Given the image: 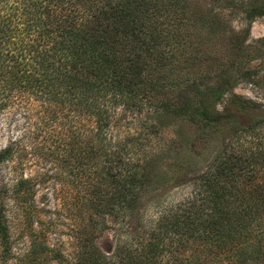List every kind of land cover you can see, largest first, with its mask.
<instances>
[{"label":"trees","instance_id":"trees-1","mask_svg":"<svg viewBox=\"0 0 264 264\" xmlns=\"http://www.w3.org/2000/svg\"><path fill=\"white\" fill-rule=\"evenodd\" d=\"M189 1L0 0V112L16 108L28 127L11 135L0 165L38 156L75 189L76 264H264V105L234 93L252 72L242 56L205 65V42L188 32L201 15L181 10ZM261 14L264 6L251 8ZM238 114L252 120L232 126ZM162 118L223 145L197 160L205 170L182 175L190 185L181 200L147 205L146 188L176 176L152 169L163 155L175 160L173 150L136 156L131 146ZM188 136L172 145L183 159L198 141ZM3 214L0 200L6 235ZM107 231L110 253L97 246Z\"/></svg>","mask_w":264,"mask_h":264},{"label":"rangeland","instance_id":"rangeland-1","mask_svg":"<svg viewBox=\"0 0 264 264\" xmlns=\"http://www.w3.org/2000/svg\"><path fill=\"white\" fill-rule=\"evenodd\" d=\"M260 6H264V0H190L189 5L181 10H185L183 13L187 18L201 15L198 16L201 23L193 21L188 32L205 42L210 60L205 65H214L210 63L215 60L223 63L228 55L242 56L243 64L252 72L237 79L234 93L264 105V14L251 15V8ZM214 19L217 25L213 24ZM223 104L224 101L216 107L217 110H221ZM15 110L11 107L0 112V151L11 135L19 136L28 129ZM249 116L236 115L231 119L232 126H247L252 120ZM158 123L153 133H144L131 149L136 156H141L140 151L143 150L158 155L170 145L175 160H169L163 153L161 160L152 164V169L158 174L166 171V168L172 169L176 176L173 180L159 179L150 184L143 194L147 205L156 199L166 202L181 200L189 191L186 185L189 182L185 184L182 175L197 169L205 170L210 164L197 160L207 163L223 145L219 135L203 143L198 139V130L188 122L162 118ZM223 124L215 128L222 131L223 126H227L225 122ZM211 127L214 128H208L211 130ZM188 135L198 141L193 142L194 155L183 159L182 151L178 157L172 145L183 137L188 138ZM238 136L241 134L238 133ZM24 162L25 165L19 166L12 159L0 165V200L4 205L3 215L7 226L6 235L0 232V264H76L69 258L77 251L79 242L74 208L79 201L75 189L61 178L53 177L54 170L48 169L49 161L47 163L38 156L29 155ZM20 178L31 179V182L29 180L30 184L24 190L17 191L16 183ZM154 206L147 208L151 215ZM97 246L104 253H110L114 247L111 232L107 231L99 237ZM58 254L67 257L66 260Z\"/></svg>","mask_w":264,"mask_h":264}]
</instances>
